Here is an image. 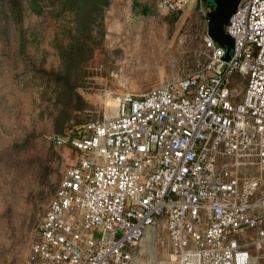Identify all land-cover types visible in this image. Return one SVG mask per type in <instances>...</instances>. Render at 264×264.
<instances>
[{
	"label": "built area",
	"instance_id": "built-area-1",
	"mask_svg": "<svg viewBox=\"0 0 264 264\" xmlns=\"http://www.w3.org/2000/svg\"><path fill=\"white\" fill-rule=\"evenodd\" d=\"M226 27L230 59L207 33L201 69L55 136L73 157L24 264H132L161 227L158 264H264V0H241Z\"/></svg>",
	"mask_w": 264,
	"mask_h": 264
},
{
	"label": "rangeland",
	"instance_id": "rangeland-1",
	"mask_svg": "<svg viewBox=\"0 0 264 264\" xmlns=\"http://www.w3.org/2000/svg\"><path fill=\"white\" fill-rule=\"evenodd\" d=\"M42 1L51 8L39 14L29 0H0V264H24L72 160L57 134L113 114L124 92L201 69L209 56L196 0L175 11L161 0H111L82 22L59 11L63 0ZM231 81L238 102L248 78ZM164 232L144 237L132 264H158Z\"/></svg>",
	"mask_w": 264,
	"mask_h": 264
},
{
	"label": "water",
	"instance_id": "water-1",
	"mask_svg": "<svg viewBox=\"0 0 264 264\" xmlns=\"http://www.w3.org/2000/svg\"><path fill=\"white\" fill-rule=\"evenodd\" d=\"M208 7L207 33L225 47L226 59H230L234 52V38L227 30L230 16L236 10L241 0H203ZM168 10V6L162 4Z\"/></svg>",
	"mask_w": 264,
	"mask_h": 264
},
{
	"label": "trees",
	"instance_id": "trees-1",
	"mask_svg": "<svg viewBox=\"0 0 264 264\" xmlns=\"http://www.w3.org/2000/svg\"><path fill=\"white\" fill-rule=\"evenodd\" d=\"M55 2V1H53ZM111 0H63L59 5V11H73L77 22L85 21L93 14V8H104L110 4ZM31 8L39 14L44 13L51 7L42 0H29ZM144 13L147 7H144ZM75 130H78L75 128Z\"/></svg>",
	"mask_w": 264,
	"mask_h": 264
},
{
	"label": "bare ground",
	"instance_id": "bare-ground-1",
	"mask_svg": "<svg viewBox=\"0 0 264 264\" xmlns=\"http://www.w3.org/2000/svg\"><path fill=\"white\" fill-rule=\"evenodd\" d=\"M115 113V112H114ZM154 236V230H151V232H150V234H149V236L148 237H153Z\"/></svg>",
	"mask_w": 264,
	"mask_h": 264
}]
</instances>
